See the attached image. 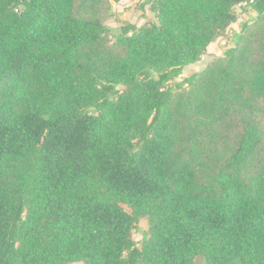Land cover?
Returning a JSON list of instances; mask_svg holds the SVG:
<instances>
[{
    "label": "trees",
    "instance_id": "trees-1",
    "mask_svg": "<svg viewBox=\"0 0 264 264\" xmlns=\"http://www.w3.org/2000/svg\"><path fill=\"white\" fill-rule=\"evenodd\" d=\"M112 1L0 0V264H264V0Z\"/></svg>",
    "mask_w": 264,
    "mask_h": 264
},
{
    "label": "rangeland",
    "instance_id": "rangeland-1",
    "mask_svg": "<svg viewBox=\"0 0 264 264\" xmlns=\"http://www.w3.org/2000/svg\"><path fill=\"white\" fill-rule=\"evenodd\" d=\"M243 6L237 7L236 11L238 13L237 18V29L240 30V26L243 22L249 21L251 23L254 18V14L249 10L243 11ZM112 8L114 15L104 16L103 23H105L110 28H118V20H128L140 25L147 20H154L153 14L149 10V4H145L144 0H118L112 1ZM234 29L230 27L222 36L218 37L215 41L212 42V45H209V49L206 48L205 52L201 55L200 59L195 63L188 64L183 68L182 74L175 77L172 84L175 86L176 83L180 82L186 76L193 74L194 72L201 71L209 62L212 60L221 57L224 51L234 44L233 33ZM187 88V85L184 86ZM264 104V103H263ZM261 123L264 124V118ZM264 157V151L260 154V157H256V160ZM257 161H255L256 163ZM254 163V162H253ZM254 163V164H255ZM121 206L128 212H131V209L126 205L122 204ZM148 228V219L146 216L139 217V220L136 224L135 229L132 231V238L135 243L140 246L142 243V234ZM197 263L200 264V259H196ZM69 264H83L82 262H71Z\"/></svg>",
    "mask_w": 264,
    "mask_h": 264
},
{
    "label": "crops",
    "instance_id": "crops-1",
    "mask_svg": "<svg viewBox=\"0 0 264 264\" xmlns=\"http://www.w3.org/2000/svg\"><path fill=\"white\" fill-rule=\"evenodd\" d=\"M129 1H135V0H129ZM236 24H237V22H234V23H232V24L230 25V27L232 28V30L234 29L235 31H238ZM230 27H229V28H230ZM235 31H234V32H235ZM210 44L212 45V42H211ZM210 44H209V45H210ZM209 45L207 46V49H209V48H208ZM191 64H192V63H191Z\"/></svg>",
    "mask_w": 264,
    "mask_h": 264
}]
</instances>
